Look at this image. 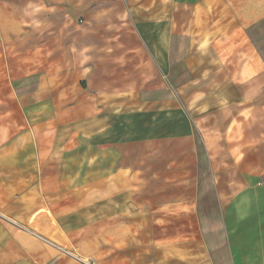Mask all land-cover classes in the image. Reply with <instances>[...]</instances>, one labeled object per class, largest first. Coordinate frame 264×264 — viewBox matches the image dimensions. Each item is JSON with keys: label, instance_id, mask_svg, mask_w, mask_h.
<instances>
[{"label": "crops", "instance_id": "crops-1", "mask_svg": "<svg viewBox=\"0 0 264 264\" xmlns=\"http://www.w3.org/2000/svg\"><path fill=\"white\" fill-rule=\"evenodd\" d=\"M0 264H264V0H0Z\"/></svg>", "mask_w": 264, "mask_h": 264}]
</instances>
